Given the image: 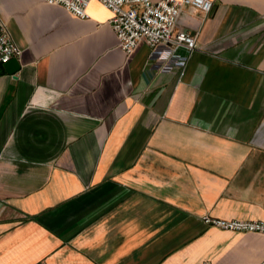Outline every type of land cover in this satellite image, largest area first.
Instances as JSON below:
<instances>
[{
    "label": "crops",
    "instance_id": "1",
    "mask_svg": "<svg viewBox=\"0 0 264 264\" xmlns=\"http://www.w3.org/2000/svg\"><path fill=\"white\" fill-rule=\"evenodd\" d=\"M85 13L0 0V264H264V234L202 222L264 218V0L183 7L179 78Z\"/></svg>",
    "mask_w": 264,
    "mask_h": 264
},
{
    "label": "built area",
    "instance_id": "2",
    "mask_svg": "<svg viewBox=\"0 0 264 264\" xmlns=\"http://www.w3.org/2000/svg\"><path fill=\"white\" fill-rule=\"evenodd\" d=\"M62 7L76 18H85L90 0H43ZM112 13L109 24L117 46L130 53L137 43L148 46V60L159 72L182 75L189 55L197 48L194 36L184 30L173 31L183 7L207 15L211 0H96ZM21 49L0 19V63L18 57ZM206 225L231 232L264 234L263 219H220L203 216ZM205 264V263H203Z\"/></svg>",
    "mask_w": 264,
    "mask_h": 264
}]
</instances>
